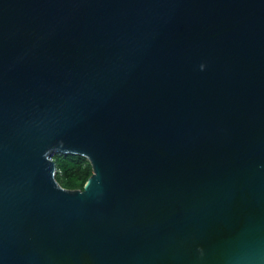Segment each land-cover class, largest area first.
Listing matches in <instances>:
<instances>
[{
	"label": "water",
	"instance_id": "95a60500",
	"mask_svg": "<svg viewBox=\"0 0 264 264\" xmlns=\"http://www.w3.org/2000/svg\"><path fill=\"white\" fill-rule=\"evenodd\" d=\"M0 264H264V0H0Z\"/></svg>",
	"mask_w": 264,
	"mask_h": 264
},
{
	"label": "trees",
	"instance_id": "16d2710c",
	"mask_svg": "<svg viewBox=\"0 0 264 264\" xmlns=\"http://www.w3.org/2000/svg\"><path fill=\"white\" fill-rule=\"evenodd\" d=\"M52 159L56 164L58 176H61L64 180L79 179L83 181L80 189H82L85 181L92 174L91 165L83 156L58 154L53 156Z\"/></svg>",
	"mask_w": 264,
	"mask_h": 264
},
{
	"label": "rangeland",
	"instance_id": "374dc122",
	"mask_svg": "<svg viewBox=\"0 0 264 264\" xmlns=\"http://www.w3.org/2000/svg\"><path fill=\"white\" fill-rule=\"evenodd\" d=\"M55 155H58V154H54ZM74 155V154H73ZM81 156V155H80ZM84 157V156H83ZM88 161V159H87ZM90 163V162H89ZM57 169V168H56ZM92 169V168H91ZM58 172L56 170V175H55V178L56 180L58 181V183L63 187V188H66V189H70V190H74V189H80L81 185H82V180H79V179H73V180H64V178H62L61 176H58ZM57 176V177H56Z\"/></svg>",
	"mask_w": 264,
	"mask_h": 264
},
{
	"label": "clouds",
	"instance_id": "9594fccd",
	"mask_svg": "<svg viewBox=\"0 0 264 264\" xmlns=\"http://www.w3.org/2000/svg\"><path fill=\"white\" fill-rule=\"evenodd\" d=\"M204 67H205L204 65H201V69H202V70H203Z\"/></svg>",
	"mask_w": 264,
	"mask_h": 264
}]
</instances>
